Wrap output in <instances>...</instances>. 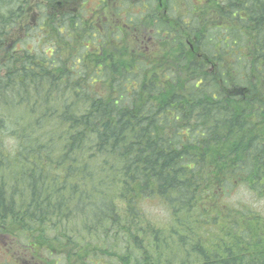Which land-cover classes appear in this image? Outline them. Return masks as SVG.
I'll return each instance as SVG.
<instances>
[{"label":"trees","instance_id":"trees-1","mask_svg":"<svg viewBox=\"0 0 264 264\" xmlns=\"http://www.w3.org/2000/svg\"><path fill=\"white\" fill-rule=\"evenodd\" d=\"M89 1L0 0L2 263L264 264V0Z\"/></svg>","mask_w":264,"mask_h":264},{"label":"rangeland","instance_id":"rangeland-1","mask_svg":"<svg viewBox=\"0 0 264 264\" xmlns=\"http://www.w3.org/2000/svg\"><path fill=\"white\" fill-rule=\"evenodd\" d=\"M158 1V6H159V15L162 16L164 14V10L162 9V7H160V2L161 0H152L151 4L156 6V2ZM59 4H60V9L61 11L65 12V11H73V12H78L80 10L83 9V0H58ZM101 0H98V3H100ZM104 2L108 3V9H109V17L107 19V21L110 20V27L112 28L114 25L115 26H119L121 31H123V33H125L124 31L127 29V26H130V18L132 17L133 20L137 21V26H140V30L138 31V34L142 37H154L155 36V31L152 30L151 27H146L143 22L138 23V21H140L141 19H148L147 16H151L149 15L150 13L147 12L144 8H143V3L147 2V0H104ZM163 3V0H162ZM91 2L89 3L88 6H91ZM146 6V4H144ZM185 3L179 4L177 3V5L174 7L177 9V15L181 14L183 11H186V8H184ZM143 9V10H142ZM144 11V12H142ZM155 11H157V9H154L151 13H154ZM179 13V14H178ZM171 17V16H170ZM154 20V19H152ZM130 43L128 45V49H134L136 48L135 42L133 41V37L130 35ZM123 43V41L121 42ZM253 205L254 206V211L258 214H261L262 216H264V200L261 201H257L255 202ZM3 243H5V241L3 240ZM95 243L98 244V241H95ZM16 252H24L20 247H16V250L14 251V253ZM6 253H8V255L11 254V252H9L8 248H5V245L3 246V249L0 250V255L6 256ZM43 257H47L46 252H44L42 254ZM102 261L108 263V264H115V259L113 258H106V257H102ZM57 260V258H55ZM2 262L3 259L0 258V264H3ZM64 261L63 260H59L58 264H63Z\"/></svg>","mask_w":264,"mask_h":264},{"label":"bare ground","instance_id":"bare-ground-1","mask_svg":"<svg viewBox=\"0 0 264 264\" xmlns=\"http://www.w3.org/2000/svg\"><path fill=\"white\" fill-rule=\"evenodd\" d=\"M30 43V42H29ZM35 46V45H34ZM18 99V98H17ZM9 176V175H8ZM6 178V177H5ZM1 179V178H0ZM65 192V191H64ZM57 201V200H56ZM54 204V203H53Z\"/></svg>","mask_w":264,"mask_h":264}]
</instances>
